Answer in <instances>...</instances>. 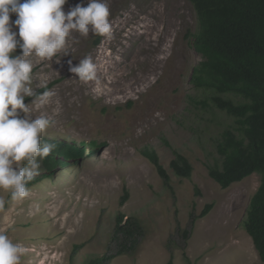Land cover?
<instances>
[{
	"label": "rangeland",
	"instance_id": "obj_1",
	"mask_svg": "<svg viewBox=\"0 0 264 264\" xmlns=\"http://www.w3.org/2000/svg\"><path fill=\"white\" fill-rule=\"evenodd\" d=\"M87 3L68 0L63 10ZM107 3L109 35L73 32L67 55L52 61L30 57L32 86L38 94L50 92L43 103L29 104L33 119L45 115L53 121L42 140L96 141L99 147L28 188L22 201L0 190V233L22 245L21 264H86L116 252L111 237L122 213L138 218L143 232L133 252L110 264H164L172 258L174 264H261L244 227L261 174L225 189L209 175V166L222 161L217 140L233 118L199 103L212 92L192 82L202 60L190 44L198 30L195 9L189 0ZM85 57L96 65V78L87 82L68 68L69 60L75 66ZM145 148L158 152L169 182L142 154ZM176 152L193 165L190 178L172 168ZM42 165L37 176L45 173ZM125 188L129 198L121 204ZM209 203L213 208L192 226V216Z\"/></svg>",
	"mask_w": 264,
	"mask_h": 264
},
{
	"label": "trees",
	"instance_id": "obj_2",
	"mask_svg": "<svg viewBox=\"0 0 264 264\" xmlns=\"http://www.w3.org/2000/svg\"><path fill=\"white\" fill-rule=\"evenodd\" d=\"M189 1L198 17V30L192 34L190 44L202 57L193 68L192 82L196 88L212 92L199 103L203 108H217L233 118L217 140L216 149L222 161L209 166V175L225 189L253 173L261 174V183L249 202L244 227L264 264V0ZM46 142L56 147L42 160L45 173L35 177L27 188L53 177L58 168L79 162L87 151L94 153L99 147L96 141L86 144L49 139ZM141 152L155 165L164 181L169 182L170 175L160 162L158 152L153 148ZM171 166L179 176L190 178L192 175L193 165L183 154L176 152ZM124 190L121 204L129 198L128 189ZM212 208L213 203H209L199 216H192V226L197 217L206 216ZM190 231L183 232L185 239ZM142 232L138 218H125L120 213L111 237V243L117 246L116 252L95 257L86 264H110L116 256L133 252ZM164 264H174L173 258Z\"/></svg>",
	"mask_w": 264,
	"mask_h": 264
},
{
	"label": "clouds",
	"instance_id": "obj_3",
	"mask_svg": "<svg viewBox=\"0 0 264 264\" xmlns=\"http://www.w3.org/2000/svg\"><path fill=\"white\" fill-rule=\"evenodd\" d=\"M66 3L68 0H0V190L10 192L12 201L28 197L27 184L56 147L42 140L53 121L45 115L33 119L29 109V104L43 103L50 96L49 91L38 94L32 86L30 57L52 61L59 53L67 55L73 32L85 38L90 32L111 33L107 0H88L87 6L76 4L65 12ZM13 14L15 19H11ZM17 49L20 53L12 55ZM68 68L80 81L96 78L91 57L75 66L69 60ZM29 97L34 99L26 104ZM4 203L0 199V208ZM23 252L22 245L0 233V264H21Z\"/></svg>",
	"mask_w": 264,
	"mask_h": 264
}]
</instances>
